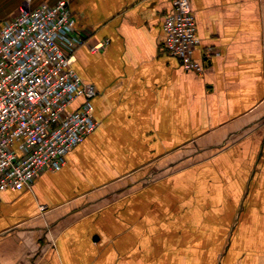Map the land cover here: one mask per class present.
Here are the masks:
<instances>
[{"label":"crops","instance_id":"crops-1","mask_svg":"<svg viewBox=\"0 0 264 264\" xmlns=\"http://www.w3.org/2000/svg\"><path fill=\"white\" fill-rule=\"evenodd\" d=\"M59 1L97 127L0 193V264H264V0H189L202 74L161 47L170 0L32 4Z\"/></svg>","mask_w":264,"mask_h":264},{"label":"built area","instance_id":"built-area-1","mask_svg":"<svg viewBox=\"0 0 264 264\" xmlns=\"http://www.w3.org/2000/svg\"><path fill=\"white\" fill-rule=\"evenodd\" d=\"M170 4L161 47L185 72L202 74L204 65L194 58L200 39L189 0ZM73 30L65 1L34 6L21 0L16 15L0 26V193L30 188L42 173L60 170L67 153L97 127V90L74 69L82 41Z\"/></svg>","mask_w":264,"mask_h":264},{"label":"bare ground","instance_id":"bare-ground-1","mask_svg":"<svg viewBox=\"0 0 264 264\" xmlns=\"http://www.w3.org/2000/svg\"><path fill=\"white\" fill-rule=\"evenodd\" d=\"M21 2V1H20ZM48 3V2H47ZM54 4V3H53Z\"/></svg>","mask_w":264,"mask_h":264}]
</instances>
